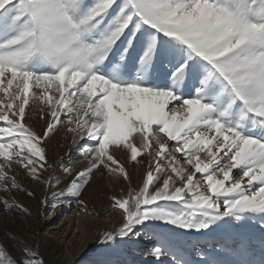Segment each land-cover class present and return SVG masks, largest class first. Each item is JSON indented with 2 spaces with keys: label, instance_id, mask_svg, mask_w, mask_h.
<instances>
[{
  "label": "snow or ice",
  "instance_id": "snow-or-ice-1",
  "mask_svg": "<svg viewBox=\"0 0 264 264\" xmlns=\"http://www.w3.org/2000/svg\"><path fill=\"white\" fill-rule=\"evenodd\" d=\"M35 100L42 131L28 122ZM61 132L81 169L49 163ZM145 155L142 183L110 197L122 223L102 247L147 235L153 264H192L149 222L200 234L248 223L258 236L223 235L199 264H264V0H0V207L31 215L10 195L35 197L14 165L35 182L59 167L45 210L50 195L86 211L97 174L130 185L127 164ZM0 264L45 261L24 243L19 257L0 245Z\"/></svg>",
  "mask_w": 264,
  "mask_h": 264
},
{
  "label": "rangeland",
  "instance_id": "rangeland-1",
  "mask_svg": "<svg viewBox=\"0 0 264 264\" xmlns=\"http://www.w3.org/2000/svg\"><path fill=\"white\" fill-rule=\"evenodd\" d=\"M40 107L39 100L30 101L28 111L35 110L36 115L28 122L37 131H42L46 126L45 121L39 119ZM61 134L63 137L57 134L45 145L49 163L58 165L63 160L76 170L81 169L86 163L81 150L72 146L69 152L63 151L62 145L66 143L70 145L72 134H63V132ZM116 155L122 161L126 160L125 154ZM147 166L146 155L143 166L131 162L127 164L131 173L130 185L126 181L116 183L108 177L100 178L97 174L91 186L83 194L82 199L87 204V210L84 211L75 200L69 199H64L56 207H52L50 195L46 210L41 203L46 191L51 193L58 190L56 181L61 178L59 167L48 168L43 172L42 182H35L14 165L18 180L22 181L26 189L34 190L35 197H29L24 192L10 194L29 208L30 216H23L15 210L8 213L0 207V245L6 247L14 257H19L20 248L24 243L31 245L38 243L45 264H153L152 257L148 255L151 240L147 235L141 236L138 240L118 238L107 248L102 247L98 240L101 232L113 230L122 223V211L112 207L110 197L120 196L122 193L127 195L129 186L137 188L142 183ZM197 177L202 179L200 174H197ZM50 178L54 186L46 189L43 182ZM63 187L64 184L59 185V188ZM227 228L233 229L237 235H259L258 228L253 224L245 223L238 227L226 225ZM145 231L163 233L179 239L184 255L192 264H199L201 253L214 255L215 241L223 235L230 234L229 230L222 231L216 228L203 234L184 232L171 225L163 226L161 222H149V228ZM9 233L14 234L15 239L11 238ZM219 258L228 259L226 256ZM163 264H167V258Z\"/></svg>",
  "mask_w": 264,
  "mask_h": 264
},
{
  "label": "bare ground",
  "instance_id": "bare-ground-1",
  "mask_svg": "<svg viewBox=\"0 0 264 264\" xmlns=\"http://www.w3.org/2000/svg\"><path fill=\"white\" fill-rule=\"evenodd\" d=\"M35 111V110H34ZM63 134H64V132H63ZM70 135V134H69ZM57 136V135H56ZM58 136L59 137H63V135L61 134V133H59L58 134ZM66 137V136H65ZM64 139V138H63ZM69 139V138H68ZM58 140V139H57ZM67 142V141H66ZM61 144V143H60ZM62 146H64L63 148H64V150L63 151H65V152H69L70 151V145L68 144V143H66V144H64V145H62ZM64 155H66V154H64ZM216 230H222V231H224V230H229V232H230V234H233V235H237V233L233 230V229H226V225L225 226H222L221 228H216Z\"/></svg>",
  "mask_w": 264,
  "mask_h": 264
}]
</instances>
